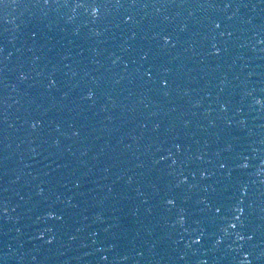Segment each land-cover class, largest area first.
Returning a JSON list of instances; mask_svg holds the SVG:
<instances>
[{"label": "water", "instance_id": "95a60500", "mask_svg": "<svg viewBox=\"0 0 264 264\" xmlns=\"http://www.w3.org/2000/svg\"><path fill=\"white\" fill-rule=\"evenodd\" d=\"M0 264H264V0H0Z\"/></svg>", "mask_w": 264, "mask_h": 264}]
</instances>
